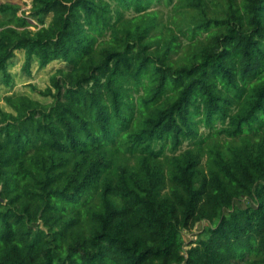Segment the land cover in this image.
Returning a JSON list of instances; mask_svg holds the SVG:
<instances>
[{
	"label": "trees",
	"instance_id": "obj_1",
	"mask_svg": "<svg viewBox=\"0 0 264 264\" xmlns=\"http://www.w3.org/2000/svg\"><path fill=\"white\" fill-rule=\"evenodd\" d=\"M18 10L0 264H264V0H32L35 31ZM18 53L46 86L11 91Z\"/></svg>",
	"mask_w": 264,
	"mask_h": 264
},
{
	"label": "rangeland",
	"instance_id": "obj_2",
	"mask_svg": "<svg viewBox=\"0 0 264 264\" xmlns=\"http://www.w3.org/2000/svg\"><path fill=\"white\" fill-rule=\"evenodd\" d=\"M1 1H9L16 5H18V15L24 16L29 21L28 28L31 31L37 30L40 26L43 25L41 22L42 19L32 17L29 14V9L31 7V1L32 0H1ZM49 17L44 18L43 21L48 22ZM21 59L22 54L18 53L17 58L15 60L14 66L11 67V72L14 74V87L11 91H25L29 94V83H33L34 85H37L39 87H44L48 84V78L49 73H47L45 70H39L37 71L35 67H33V73L30 76H27L24 73H21ZM5 87H0V95L5 93ZM33 94V93H32ZM205 223H200L192 231H186L184 232L183 238L185 239V243H187L188 240H190L194 235L201 230V228L204 226Z\"/></svg>",
	"mask_w": 264,
	"mask_h": 264
},
{
	"label": "bare ground",
	"instance_id": "obj_3",
	"mask_svg": "<svg viewBox=\"0 0 264 264\" xmlns=\"http://www.w3.org/2000/svg\"><path fill=\"white\" fill-rule=\"evenodd\" d=\"M174 50H175V49H174ZM262 114H263V113H262ZM114 141H115V140H114ZM102 162H103V161H102ZM120 166H121V165H120ZM121 169H122V168H121ZM121 169H120V170H121ZM118 170H119V169H118ZM121 171H122V170H121ZM89 178H90V177H89ZM93 179H94V178H93Z\"/></svg>",
	"mask_w": 264,
	"mask_h": 264
}]
</instances>
